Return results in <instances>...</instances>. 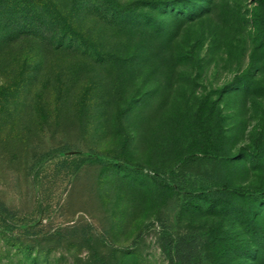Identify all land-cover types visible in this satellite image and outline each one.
Returning <instances> with one entry per match:
<instances>
[{"label": "rangeland", "instance_id": "rangeland-1", "mask_svg": "<svg viewBox=\"0 0 264 264\" xmlns=\"http://www.w3.org/2000/svg\"><path fill=\"white\" fill-rule=\"evenodd\" d=\"M222 185L264 191V0H0V264H264Z\"/></svg>", "mask_w": 264, "mask_h": 264}, {"label": "trees", "instance_id": "trees-1", "mask_svg": "<svg viewBox=\"0 0 264 264\" xmlns=\"http://www.w3.org/2000/svg\"><path fill=\"white\" fill-rule=\"evenodd\" d=\"M52 31V30H51ZM60 26L57 23L54 24L51 37L49 38L52 45L56 49L62 48L63 43L58 42ZM58 37V38H57ZM67 46V45H65ZM66 48V47H65ZM222 189L226 192H233L238 195H247L255 198L264 196V191L259 188L247 187L243 185H222ZM5 210V209H2ZM171 247L172 258L174 264H196L194 258L196 254V241L190 235H178L171 242H167Z\"/></svg>", "mask_w": 264, "mask_h": 264}]
</instances>
